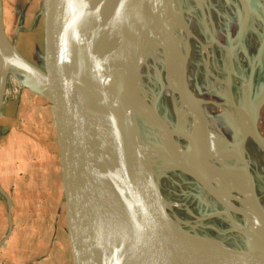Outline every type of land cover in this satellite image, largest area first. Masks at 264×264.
Instances as JSON below:
<instances>
[{
    "label": "water",
    "instance_id": "obj_1",
    "mask_svg": "<svg viewBox=\"0 0 264 264\" xmlns=\"http://www.w3.org/2000/svg\"><path fill=\"white\" fill-rule=\"evenodd\" d=\"M154 1L34 0L26 48L21 55L6 36L0 0V36L13 49V58L18 65L17 70L9 74L15 82L14 94L18 103V117L13 130L19 129L22 123L19 105L24 90L46 100L47 107L36 122L34 131L41 167L32 172L30 187L51 193L53 199L47 202L58 210L57 219L61 228H57L56 233L68 237L77 264H83L92 246L97 245L99 223L90 215L92 202L99 196L120 201L124 210L155 226L161 238L176 252L177 255L173 256L177 263L182 259H186L187 264L201 263L194 240L198 234L184 229L171 214L160 188L151 177L144 189L140 170L129 164L130 156L140 160L145 154L150 155L135 142V106L131 104L141 77L142 35L149 27L158 29ZM40 36V48H36V40L40 41ZM1 56L4 55L0 47ZM161 64L170 74L178 70L177 77L182 79L185 93L194 101L201 102L193 84L187 82L186 65L170 70L167 64ZM5 84L0 81V111ZM201 112L203 130L195 142L186 141V157L187 151L211 128L207 115L203 110ZM254 114L255 133L260 140L258 144L264 149V138L258 130L255 110ZM191 162L187 160V163ZM244 167L251 176L247 161ZM30 187L24 185L23 191ZM203 189L211 197L213 206L216 205L214 201L223 207L228 206L212 187L203 186ZM149 192L157 212L148 200ZM0 194L6 199L9 219L4 242L11 233L13 202L2 187ZM253 196L256 213L249 215L229 206L227 217L231 213L238 215L239 218L234 217L233 222L242 218L258 219L255 231L258 243L245 234L242 237L247 245L258 244L252 245L257 253H264V211L255 192ZM152 212L157 214V219L152 217ZM132 244L128 251L119 252L120 256L131 255L133 264H155L161 248L159 240L144 233L138 245ZM225 248L246 254L245 249Z\"/></svg>",
    "mask_w": 264,
    "mask_h": 264
},
{
    "label": "bare ground",
    "instance_id": "obj_2",
    "mask_svg": "<svg viewBox=\"0 0 264 264\" xmlns=\"http://www.w3.org/2000/svg\"><path fill=\"white\" fill-rule=\"evenodd\" d=\"M191 2H193V0ZM195 2L199 4V9L203 11L202 4L200 5L201 1L195 0ZM157 5L161 8L156 10L158 29L156 30L149 27L146 30L148 37L144 43L145 51L142 55L141 77L135 99L131 104L132 107L135 106L134 115L137 114L139 116L140 126L143 127L140 131H134V137L136 136L135 141L149 148L150 155L153 154L157 157L161 168L166 170L169 167H178L191 176L198 184H201V187H212L214 191L220 195L221 200L228 205H224L225 207H223L219 202L216 203L214 201L216 204V207L214 206V216L232 227L235 232L240 234L242 240H244L242 235L245 234L249 236L253 242H257L258 238L255 231H257L259 225L258 219L242 218L241 221L233 222L234 217L239 218L238 215L231 213L229 214V218L227 217L229 206L249 215H253L257 211L253 196L255 191L252 187L254 182L252 176L248 174L244 166L245 161L249 163L248 150L253 146L246 138L248 135L249 137L253 136L257 144L260 140H258L255 133V121L253 122V120H251L250 123L249 112L253 110L251 102V83L247 78L241 77L237 73L235 65L240 61L233 63L231 60L232 56L235 55V48L239 40L231 46L222 45L215 40V29L211 24L212 31H208L210 40H207L203 45L202 52L207 58L211 48L215 44L220 46L219 48L222 47L226 50L224 62L227 71V79L222 80L219 75L217 76L215 72L211 71L209 68L211 64L207 59L204 60L206 73L224 86L226 90L225 99L226 101L229 100L226 102L228 106H238L234 99L230 101L232 98L231 91L236 80L243 82L245 87L243 96L244 98L246 96L243 111L240 113L239 117L234 118V114L232 115L234 130L228 133L220 129L219 124L216 123L214 119L211 120L207 116L209 124L211 123L212 127L210 126L209 132L201 138L195 146L187 151L186 157V141L190 140L191 142H195L200 132L203 130L204 121L201 111L203 110L205 116L207 115L205 113V105L207 102L204 99H200V103L194 101L192 97L185 93L182 88L183 81L179 76L177 77L178 70H176L178 68L181 69V66L185 65L186 57L192 47L193 35L189 30L185 14L189 16L193 15V13L191 10H186L185 13L179 8L175 0H157L155 4L156 8ZM243 7L248 11L246 16L248 17L250 15L252 21L250 22L252 23L251 27L258 33L260 39L261 46L257 50L258 55L264 56V0H243ZM165 13L166 15L164 16ZM167 16L170 20H176L175 22H178L180 19L182 20V22H179L180 25L177 27L176 32L173 28L168 29L166 32L163 30V20L167 18ZM159 19L162 22V28L159 26ZM207 23L204 21L202 22L206 30L208 29ZM258 23L262 25V30L260 32H258V27H261V25H258ZM134 24L135 22L132 23V25ZM173 33H176V37L173 36ZM198 40L200 41L199 38ZM181 46L184 51L181 50ZM0 47L4 55L0 57V81L5 84L9 74L17 70L18 65L13 58V49L9 47L7 41H5L2 36H0ZM246 57L248 59V65H251L248 54H246ZM149 59L155 61L151 69L148 67L147 63ZM160 62H164L168 65V69L176 70L177 72L175 74H170ZM148 73L152 76V80L149 81L150 84H154L160 79L164 80L166 83L164 89L165 95L175 99L170 121L164 120L159 115L156 104L157 97L155 100L151 101L145 91V82L143 81L145 75ZM186 78L189 85L195 84V79H198L190 68L187 69ZM196 85H198V83ZM247 87L249 91L246 90ZM240 108L239 106L237 110L239 111ZM235 131L238 132L237 137H235ZM261 136L264 138L262 134ZM147 140H149L150 143H147ZM258 147L264 152V149L259 144ZM130 158V166L141 172V184L145 189V187H148L149 175L151 173L149 166L144 165L143 167L139 159L131 156ZM187 160L192 161V164L187 163ZM147 195L149 197V202L153 204V210L157 212L152 194L149 192ZM102 197L103 196H99L98 199L96 198L97 202L93 200L94 203L90 200L93 206L90 216L99 223L98 241L97 245L92 246L93 248L90 250V254L84 258L83 264H133V261L130 259L131 255L130 257L127 255L120 256L119 252L128 251L130 243L138 245L144 233L150 234L151 236L153 235L154 238L161 242L160 253L155 260V264H187L186 259H182L181 262L177 263L174 258V256L177 255L176 252L163 238H161L155 226L146 224L141 218L124 210L120 201L113 198L106 200L105 198L102 199ZM260 207L264 211V203L260 202ZM151 215L157 219L156 213L152 212ZM229 221L233 224L231 225ZM195 243L199 251L200 264H264V253H257L253 248L255 245H258V242L252 244V247V245H247L244 241L245 250H248L249 256L247 254L227 250L220 242L213 241L212 239L209 240V242L202 240L198 242L195 240ZM91 256L92 260L90 259ZM240 256H242V258Z\"/></svg>",
    "mask_w": 264,
    "mask_h": 264
},
{
    "label": "rangeland",
    "instance_id": "obj_3",
    "mask_svg": "<svg viewBox=\"0 0 264 264\" xmlns=\"http://www.w3.org/2000/svg\"><path fill=\"white\" fill-rule=\"evenodd\" d=\"M1 1L3 7L6 36L9 41L16 47L17 51L22 55L25 52L26 48L27 29L34 0ZM156 1L157 0L154 1L155 14L157 9H161L158 7V5L157 8L155 7ZM175 1L178 4L179 8L182 9L185 13L186 10H191L193 13V15L189 16L185 14L189 25V30L193 35V42L191 44L192 47L186 57L185 65L187 66V68L192 69L195 77L198 78L195 79L196 83H193V87L197 96L207 102V104L205 105V113L211 120L214 119L215 122L219 124L220 129L228 133L234 130L232 115L234 114V118L239 117L246 102V96L245 98L243 96L245 87L242 81L236 80L231 91L232 98L230 99V101L234 99L236 105L238 106H228L226 102H228L229 100L226 101L225 99L226 90L224 86L221 83H218L214 78L208 76L206 73L204 60L207 59L211 64L209 67L210 70L215 72L217 76L219 75L222 80L227 79V71L224 62L226 50L222 47L219 48L220 46H217L215 44L211 48L210 54L207 58L206 55L202 52L203 45L207 40H210L208 37V31H212V24L215 29V40H217L222 45L231 46L232 44L237 43L236 41L239 40V43L235 48V55L232 56L231 60L233 63H236V61H240L235 65L236 71L241 77L243 76L244 78H247L251 83V102L252 105L254 104V110L258 116V129L264 136V56L258 55L257 50L261 46L260 39L258 33L255 32L251 27L252 23L250 22L252 21L250 15L248 17L246 16L248 11L243 7V0H200V5L202 4L201 6L203 8V11L199 9V4H197L195 0H193V2H191L192 0ZM165 15L166 13L164 14V16ZM175 21L176 20H170L167 16V18L163 20V30L166 32L168 29L173 28L176 32L177 27L180 25L179 22H182V20L180 19L178 22ZM203 21L206 23L208 22L207 30L202 25ZM158 23L162 28V22L160 19ZM258 25H261V23H258ZM261 28L262 25L261 27H258V32L262 30ZM142 36L143 37L141 45L145 48L144 43L146 42V39L148 37L147 31H145ZM173 36L176 37V33H173ZM198 38L200 39V41L198 40ZM41 40V36L40 41L39 39L36 40V48L39 47L38 45H40ZM181 50L184 51L182 46ZM246 54H248L251 65H248L247 63L248 59L246 57ZM154 62L155 61L153 59H149V61L147 62L150 69L154 66ZM251 77L252 81L250 80ZM151 80V74L148 73L147 75H145L143 81L145 82V91L151 101L155 100V98L157 97L156 104L159 115L164 120L170 121L172 118L171 111L174 107L175 99H172L165 95L164 89L166 83L164 82V80L160 79L154 84H150L149 81ZM197 83L198 85H196ZM14 85L15 82L13 77L10 78L9 76L5 85L3 104L0 111L1 145L4 144L6 139L9 140V138L11 137L9 126L11 124L13 114L12 102L15 100ZM246 90L249 91V88L247 87ZM24 93L26 94L27 90H24ZM239 106L241 108L238 111L237 108ZM254 110L249 112L250 123L251 120H253V122L255 121L256 115L254 114ZM133 119L135 130L140 131L143 127L140 126L139 116L136 114ZM237 136L238 132L235 131V137ZM246 140L253 145L248 150L249 156L247 155L249 157L248 159L250 172L254 182L252 187L253 190L255 188L254 191L257 194L260 202L264 203V152L259 149L258 144L256 143L253 136L249 137L248 135ZM146 142L150 143L149 140H147ZM136 143L137 145H139L138 142ZM142 146L145 148L144 151L146 150L149 153V148L145 145ZM148 155L149 154H145V157H143V159H140L139 162L143 164V167L144 165L149 166L151 172L149 177H151L153 181L158 185L161 194L169 205L171 214L180 222L181 226L184 229L190 231L191 233L214 239L227 248L235 250L245 249L244 240H242L239 234L235 232L232 227L228 226L227 223L214 216L215 207L210 202L211 197L206 193L203 187L200 186V184H198L191 176L186 174L178 167L173 166L167 168L166 170L161 168L157 157L152 154L149 155L151 158H148ZM198 235H196L195 238V240H197L198 242H201V240L209 242V240H211L208 238H202ZM246 254H248V250L246 251ZM240 257L242 258V256ZM69 260L70 262L68 261L69 263L67 262L66 264H77L72 251Z\"/></svg>",
    "mask_w": 264,
    "mask_h": 264
},
{
    "label": "crops",
    "instance_id": "obj_4",
    "mask_svg": "<svg viewBox=\"0 0 264 264\" xmlns=\"http://www.w3.org/2000/svg\"><path fill=\"white\" fill-rule=\"evenodd\" d=\"M17 104L15 100L12 102L11 137L0 144V187L13 202L11 233L3 242L9 219L6 199L0 194V264H66L70 262V243L65 234L56 233L61 228L58 210L47 202L53 199L51 193L30 187L32 172L41 167L37 158L40 151L34 140L35 125L47 102L29 90L23 93L19 105L22 123L13 130L18 117ZM24 185L30 187L26 192Z\"/></svg>",
    "mask_w": 264,
    "mask_h": 264
}]
</instances>
